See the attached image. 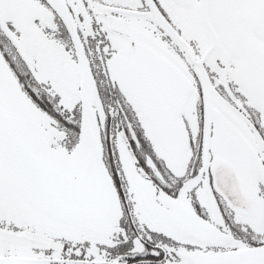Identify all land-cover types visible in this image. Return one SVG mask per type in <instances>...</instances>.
Returning a JSON list of instances; mask_svg holds the SVG:
<instances>
[{
    "label": "snow or ice",
    "instance_id": "6c2138e0",
    "mask_svg": "<svg viewBox=\"0 0 264 264\" xmlns=\"http://www.w3.org/2000/svg\"><path fill=\"white\" fill-rule=\"evenodd\" d=\"M0 264H264V0H0Z\"/></svg>",
    "mask_w": 264,
    "mask_h": 264
}]
</instances>
